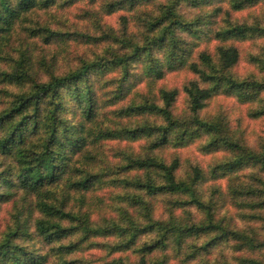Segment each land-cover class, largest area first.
<instances>
[{
    "label": "trees",
    "instance_id": "16d2710c",
    "mask_svg": "<svg viewBox=\"0 0 264 264\" xmlns=\"http://www.w3.org/2000/svg\"><path fill=\"white\" fill-rule=\"evenodd\" d=\"M82 1L0 0V264H257L264 136L250 147L206 109L225 96L264 117V47L245 75L237 48L264 40V19L237 17L264 0H88L93 30L66 29ZM72 37L91 51L69 57ZM177 71L193 78L165 86ZM192 145L223 157L161 155Z\"/></svg>",
    "mask_w": 264,
    "mask_h": 264
},
{
    "label": "rangeland",
    "instance_id": "374dc122",
    "mask_svg": "<svg viewBox=\"0 0 264 264\" xmlns=\"http://www.w3.org/2000/svg\"><path fill=\"white\" fill-rule=\"evenodd\" d=\"M99 3L90 4L87 0L78 3L75 7L70 9L68 12H64L63 15L67 19L66 29H77V31H89L91 32L93 28L89 24L87 19L83 17H79L82 15V11H92L98 10ZM123 14L126 15L124 12H119V14H114L111 17L104 18L106 23L110 26L119 28V16ZM259 17L260 19H264V4L256 6L252 9L243 11L242 13L237 14L238 18H245L248 17ZM63 21V20H62ZM118 22V23H117ZM77 39V38H75ZM72 42L69 43L68 50L72 51V54L69 53V57L77 54H87L91 51L92 48L81 43V41L74 40L72 37ZM260 46L264 47V40H257L254 42L246 41L242 43H238L237 48L240 51V62L238 66V72L240 75H245L248 72L255 73V69L251 67L247 62L246 58L248 54L258 52V48ZM73 58V59H74ZM189 73L185 71H177L172 74H169L166 79L164 80L163 84L169 88H177L180 89L183 83L187 80L192 79ZM179 111L183 109V96L180 94L179 101L176 104ZM248 107L240 105L234 99L228 98L225 96H218L214 98L208 105L206 109L207 115H216L218 112L224 113L233 129L241 132V138L244 142L249 145L250 147H256L257 142L260 140L262 136H264V117L260 119H251L247 115ZM116 146L115 144H112ZM121 145V144H120ZM123 146V144H122ZM163 157L166 159H170L173 155H178L181 161H183V165H186L187 161H190L194 164H197L201 169H208L210 166L215 164L218 160L223 157V154H211V155H203L198 151L197 145H192L184 149L179 150H165L161 153ZM215 184L221 186L222 190L226 187V182L224 179L218 180ZM212 183L208 182L202 186V189L207 190ZM97 198L103 200V202H109V192L102 191L97 193ZM10 210L9 205H0V232L3 230L5 224L9 220L8 212ZM219 216H226L227 220L235 221L237 219V213L233 208L229 205H226L219 213ZM92 254V255H91ZM84 256L88 258V260H94L95 258L101 256L99 251H91L90 253H85Z\"/></svg>",
    "mask_w": 264,
    "mask_h": 264
},
{
    "label": "clouds",
    "instance_id": "9594fccd",
    "mask_svg": "<svg viewBox=\"0 0 264 264\" xmlns=\"http://www.w3.org/2000/svg\"><path fill=\"white\" fill-rule=\"evenodd\" d=\"M262 239H264V237H262ZM249 259L256 261L257 264H264V246H262L259 251L250 254Z\"/></svg>",
    "mask_w": 264,
    "mask_h": 264
}]
</instances>
